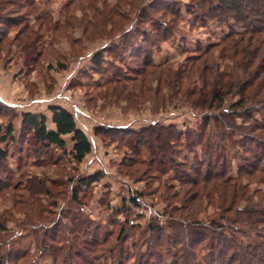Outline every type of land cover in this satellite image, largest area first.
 Wrapping results in <instances>:
<instances>
[{"label": "trees", "instance_id": "1", "mask_svg": "<svg viewBox=\"0 0 264 264\" xmlns=\"http://www.w3.org/2000/svg\"><path fill=\"white\" fill-rule=\"evenodd\" d=\"M86 1L87 7L84 9L80 4L79 8L93 13L94 20L87 22L92 34L101 29L102 34L109 35L116 28L122 30L124 21L129 20L124 12L97 11L93 4L98 0ZM155 1L153 5L143 6L142 0H119L129 11H137L141 23H149L154 39L146 37L135 43L127 41L125 35L121 49L129 46L131 56L141 59L142 64L138 69L131 68L133 71L127 74L119 69L109 76L105 82L106 94L123 96L148 86L147 92L155 96L162 107L168 98L170 103L178 98L185 106L206 115L198 126L186 130L175 125L153 124L125 132L113 127L97 128L95 134L123 139L127 148L138 156L130 157L128 164L137 168V173L142 167L160 175L174 169L173 180L178 181L180 187L176 189L170 184L163 194L171 207L165 213L169 224L165 228L149 224L146 232L154 235V240L145 242L144 252L134 253L126 245L129 236L125 227L117 228L114 239L117 244H114L111 242L114 231H102L100 226H93L80 211L72 214L69 222H64L70 213L61 212L48 226L34 228V233L41 232L40 247L48 246V253L43 254L42 249L40 256H51L55 264H264V189L259 188L264 185V0H189L185 7L195 21L204 25L210 22L227 25L229 31L218 43L190 53L181 64L152 61L153 46L171 37L177 29V21L184 20L180 0ZM7 3L17 8L11 14L26 7L29 14L36 5L35 0ZM5 4L0 0V10L7 12ZM153 13L161 14L164 19L155 18ZM67 18L72 21L71 16ZM47 24L46 31L51 33L52 25ZM6 25L15 28L22 25V19L1 15L0 28ZM109 25L111 31L107 29ZM149 28L137 26L131 38H143ZM41 31L24 25L20 34L26 33L25 40L33 39L34 44L36 39L44 37ZM2 42L0 38V45ZM34 49V45L28 46V55ZM106 52L115 58L118 55L117 50L103 48L93 57L97 70L104 64ZM49 112L52 127L44 114L32 112L21 114L18 129L13 122L0 127V194L12 190L9 197H13V206L20 207L25 216L23 222L16 223L23 226L22 229L44 218L45 207L38 197L55 196L47 181L23 172L27 159L35 155L42 160L48 157L47 165H58L57 152L61 158L81 164L92 152L87 134L77 125L70 110L52 105ZM26 143H30L32 149L23 150L22 145ZM178 146L187 151L183 160L176 158ZM11 147L21 148L17 163L19 177L25 178V184L14 183L15 175L6 173ZM234 149L238 152L232 153ZM23 151L25 156L29 155L26 159ZM102 178V173L79 177L72 186L74 204L79 206L80 194ZM158 178L162 184V177ZM22 188L26 193L18 195L16 191ZM132 203L138 206L137 199L132 198ZM209 208L213 210V217L203 220L205 217L201 215L207 214ZM11 218L7 212L0 214V264H30L27 252L10 245L14 237L8 234ZM63 232L74 239L67 252L58 247ZM52 244L54 247L49 246ZM61 250L65 252L63 255Z\"/></svg>", "mask_w": 264, "mask_h": 264}, {"label": "rangeland", "instance_id": "2", "mask_svg": "<svg viewBox=\"0 0 264 264\" xmlns=\"http://www.w3.org/2000/svg\"><path fill=\"white\" fill-rule=\"evenodd\" d=\"M4 1L6 2L4 9L7 12L0 10V16L6 14L13 19L20 18L22 25L15 28L6 25L0 28V38L3 40L0 45V127L13 122L18 129L20 116L24 112L44 114L51 127L53 124L49 107L59 105L71 111L77 125L87 134L92 144V152L81 164L63 159L57 152L55 158L58 165H47L48 157L42 160L35 155L27 159L28 165L21 172L47 181L46 185L51 188L55 196L40 195L38 199L45 207L42 215L44 218L33 222L35 223L33 226L25 225L26 228L22 229L23 226L16 223L23 222L25 216L20 211V207L13 206V197H9L12 190L0 194V214L7 212L12 215L11 220L14 218L7 226L11 231L8 234L14 236L10 243L11 247L27 252L30 264H55L51 256L43 255L48 253L46 251L48 246L40 247L41 232L35 229L38 232L34 233V228L48 226L61 212L69 211V218L64 220L69 222L72 214L80 211L93 226H100L102 231L105 229L114 231L111 240L114 244H117L114 240L117 237V228L120 225L125 227L129 236L126 245L134 253L144 252L147 247L145 242L154 240V235L150 236L146 232L148 225L165 228L169 224L165 213H168L171 207H168L163 194L170 184L176 189L180 187L179 182L173 180L176 172L172 169L160 175L142 167L137 173V168L129 167L128 164L130 157L138 158V156L127 148L124 140L119 136L113 138L96 135L95 130L113 127L125 132L149 128L153 124L175 125L179 129L186 130L187 127L198 126L206 112L185 106L178 98L172 103L168 98L166 105L162 107L158 104L159 100L147 92L148 86L140 88V91L126 92L123 96L106 94L105 82L109 76L119 69L123 74H127L133 71L131 68L138 69L142 64L141 59L131 56L133 52L129 46L125 50L121 49L126 39L135 43L142 42L146 37L151 41L154 39V32L149 28V23H141L137 11H129L130 8L120 4L119 0H98L93 4L97 11L107 13L114 11L117 14L124 12L122 14L128 17L129 20L124 21L125 26L122 30L116 28L111 31L109 25L107 28L111 31L109 35L102 34L101 29L94 31V34L91 33L92 27L87 22L94 20L93 13L81 10L82 7L79 8L80 4L83 8L87 7L86 0H35V10L30 11L29 14L26 11L27 7L11 14V11L17 8L7 3L10 0ZM155 2V0H142L141 4L150 6ZM180 3L179 8L184 20L177 21V29L171 37L159 41L151 49L152 61L156 64L166 61L181 64L190 53L198 48L205 49L211 43H218L229 31L227 25L219 26L216 22L204 25L200 21H195L185 7L189 0H180ZM68 16L72 17V21L67 18ZM154 16L164 19L161 14ZM48 22L52 25L51 33L46 31L49 27ZM24 25L36 30L41 29V33H45L44 37L36 39L34 44L33 39L25 40L26 33L20 34ZM137 26L149 29L147 35L136 40L131 36L137 31ZM33 45L35 49L28 55V46L33 47ZM116 47L119 48L115 49ZM103 48L117 50L118 55L115 58L112 53L106 52L103 55L105 62L100 70H97L93 57ZM155 86L156 84L152 85L153 88ZM164 93L166 97L169 96L166 90ZM67 141L68 146H71L68 137ZM29 144L22 145V149L25 150L27 147L29 150L32 149ZM18 149L10 148L6 173L15 175L14 183L25 184V178L22 180L19 177L21 174L17 162L21 148ZM142 149L144 151V148ZM176 149V158L183 160L187 151L179 146ZM237 152L238 150L234 149L232 153ZM22 156L26 159L29 155L25 156L23 151ZM233 169L235 173V161ZM96 173L103 174L101 181L92 184L80 194L79 206L74 204L72 186L77 184L79 177ZM158 177H162V184ZM259 188L264 189V185ZM141 192L144 194L140 195ZM16 193L20 195L26 192L22 188ZM132 198L137 199L138 206L132 203ZM209 209L207 214L201 215L205 217L202 218L203 220L213 217V210ZM63 234L58 247L67 252L74 239L68 232ZM133 245H136V248ZM49 246L54 247L53 244ZM64 253L61 250V255Z\"/></svg>", "mask_w": 264, "mask_h": 264}, {"label": "crops", "instance_id": "3", "mask_svg": "<svg viewBox=\"0 0 264 264\" xmlns=\"http://www.w3.org/2000/svg\"><path fill=\"white\" fill-rule=\"evenodd\" d=\"M52 127V126H51Z\"/></svg>", "mask_w": 264, "mask_h": 264}]
</instances>
